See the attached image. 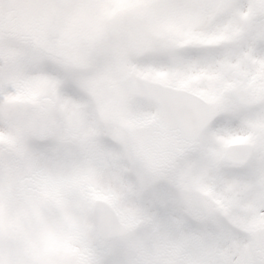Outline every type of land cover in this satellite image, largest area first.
Masks as SVG:
<instances>
[{
	"label": "clouds",
	"instance_id": "1",
	"mask_svg": "<svg viewBox=\"0 0 264 264\" xmlns=\"http://www.w3.org/2000/svg\"><path fill=\"white\" fill-rule=\"evenodd\" d=\"M0 264H264V0H0Z\"/></svg>",
	"mask_w": 264,
	"mask_h": 264
}]
</instances>
